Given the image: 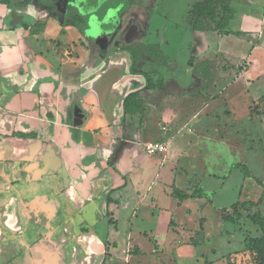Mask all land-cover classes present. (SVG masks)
I'll list each match as a JSON object with an SVG mask.
<instances>
[{
  "label": "crops",
  "instance_id": "1",
  "mask_svg": "<svg viewBox=\"0 0 264 264\" xmlns=\"http://www.w3.org/2000/svg\"><path fill=\"white\" fill-rule=\"evenodd\" d=\"M137 1L128 20L138 13L144 35L138 28L139 39L122 44L64 25L59 6L0 0V264H207L198 247L215 202L209 183L222 190L234 174L238 202L246 201L238 164L219 177L196 158L216 147L224 119L236 125L219 103L241 105L250 127L255 120L264 0H228L236 10L229 30L240 36L159 25ZM157 20L159 36L147 42V22ZM160 140L169 141L168 155L148 156L144 145ZM234 204L217 209L221 222Z\"/></svg>",
  "mask_w": 264,
  "mask_h": 264
},
{
  "label": "rangeland",
  "instance_id": "2",
  "mask_svg": "<svg viewBox=\"0 0 264 264\" xmlns=\"http://www.w3.org/2000/svg\"><path fill=\"white\" fill-rule=\"evenodd\" d=\"M96 1L97 3H93L91 7L86 5L80 11L83 16L98 11L96 17L89 19L88 25L90 29L87 32V36L103 40L108 39L111 42L116 40L124 44L125 38L131 32L129 28L131 25L140 28L139 34L144 35L143 27L137 23L138 13L131 15L132 18L128 20L130 13L127 11L129 9L132 10V8L128 6L126 0ZM203 1L158 0V7L161 10L159 13L165 17L164 21H169V28L174 23L179 24L184 19V25L181 27H186L187 31L190 10L195 4ZM21 4L26 3L21 2ZM97 15L98 19H104L103 24L97 22ZM123 16L125 17L123 18ZM213 27L207 20L199 23V28L203 30H210ZM184 28L178 30L176 35L178 39H185ZM255 65L258 67L259 63H255ZM260 65L262 66V72L264 71V62L262 61ZM231 91L234 92L235 90L232 89ZM263 96L264 93L260 95V97ZM216 107L218 111L232 110L235 113V117L232 118L231 123L234 121L236 125L234 127L224 125L229 123L224 119V123L219 125L221 135L218 138H213V143L216 144V147L211 152L206 153L204 157L196 158V161L202 166H207L210 174H215L219 177H229L235 164L246 166L252 177L244 181L242 196L246 201H253L256 204L248 210L237 208L235 213L229 210L226 214L230 217V221L222 219L221 222L217 209L231 206L239 201L238 190L235 189L238 184V178L233 174L226 187L222 190L216 189L215 179L213 183H209L208 187L210 190H215L216 193L215 198L214 195H210L215 201V207L208 206L204 212V217L207 218L209 234L207 236L205 234L204 239L201 240L202 243L199 245L198 251L203 254L204 260L209 262L207 264H264V231L256 226L251 219V216L256 211H260L261 216L264 218V97L251 104V117H255V120H252L251 127L246 121L247 111L242 109L241 105L230 107V105L223 106L219 103ZM190 111H185L184 115L189 117L190 113H192ZM220 137H223V140ZM256 179L262 184H258ZM197 215L200 214L198 213ZM164 258L168 259V256H164Z\"/></svg>",
  "mask_w": 264,
  "mask_h": 264
},
{
  "label": "trees",
  "instance_id": "3",
  "mask_svg": "<svg viewBox=\"0 0 264 264\" xmlns=\"http://www.w3.org/2000/svg\"><path fill=\"white\" fill-rule=\"evenodd\" d=\"M39 4L47 5L44 0H39ZM50 6V5H49ZM190 20L189 25L187 26L192 31H200V32H209L214 31L220 35H236L240 36L241 34H234L229 30L230 23L236 18V10L231 7V3L228 0H204L201 3L195 4L189 12ZM203 20L209 21L214 27L210 30H203L199 28V23ZM64 25H72L76 27L81 33L85 32V20L80 15H73L71 13H66L64 19ZM143 50L151 56L152 59L157 61L165 62L164 57L161 55L159 51L156 50L155 47L150 45L143 46ZM134 64L136 63V58L133 55ZM133 73L137 74L138 72L133 68ZM147 80V85L149 88H153L154 84L152 79L145 75ZM139 95L137 93L129 95L124 103L125 112L128 114L134 113V101H137ZM236 168L241 171L244 178L252 177L251 172L249 169L244 165H237ZM258 184H262L259 180L256 179ZM175 196L179 200H185L190 198L189 196L183 194L182 192L176 190ZM199 193H194L191 198H197ZM256 203L253 201H244V202H237L232 207L231 210L233 213L236 212L237 208H244V209H251L255 206ZM227 210L222 211V218L225 221H230V217L226 214ZM59 217V213H55L54 217L51 219V222H54L56 218ZM253 223L260 227L262 231H264V218L261 216L260 211H256V213L251 216ZM201 234L199 233L198 236Z\"/></svg>",
  "mask_w": 264,
  "mask_h": 264
},
{
  "label": "flooded vegetation",
  "instance_id": "4",
  "mask_svg": "<svg viewBox=\"0 0 264 264\" xmlns=\"http://www.w3.org/2000/svg\"><path fill=\"white\" fill-rule=\"evenodd\" d=\"M47 5H42L44 7H55V6H59L61 9H64L65 11V15L66 13H71V14H75V15H80L81 17H83V19L85 20V32L86 35H87V32L88 30L90 29L89 27V22H90V18L91 17H96V14L97 12H92L90 15H87V16H83L80 11L84 8V6H88V7H91V5L93 3H97L96 0H44ZM111 1V0H109ZM128 6H130L131 8L137 6L138 4V1L137 0H126ZM150 3V5H149ZM38 4H39V0H38ZM145 4H146V7L148 8V10L152 13V14H156V17L159 18L160 22L157 20V21H152V22H147V32H146V36H145V40L148 42V41H151V40H154L156 37L159 36V31H160V28H157L156 29V26L159 22V25L160 23H162L165 19L164 16H162L161 13V10L159 9L158 7V0H145ZM50 5V6H49ZM98 21L97 22H100L101 24L104 23V19H98V15H97V18H96ZM156 20V19H155ZM184 21V19H183ZM180 22L179 24H177L178 26H182L184 25V23ZM155 22V23H154ZM105 25V24H104ZM130 30L134 32V36H132V40L134 41L135 39H139V33L137 34V27H135L134 25H131L130 27ZM140 29V28H139ZM140 31V30H139ZM96 38V37H95ZM127 39V38H126Z\"/></svg>",
  "mask_w": 264,
  "mask_h": 264
},
{
  "label": "built area",
  "instance_id": "5",
  "mask_svg": "<svg viewBox=\"0 0 264 264\" xmlns=\"http://www.w3.org/2000/svg\"><path fill=\"white\" fill-rule=\"evenodd\" d=\"M167 129L164 128V131ZM145 152L148 156L162 155L166 157L170 150V143L167 140L151 142L144 145Z\"/></svg>",
  "mask_w": 264,
  "mask_h": 264
},
{
  "label": "water",
  "instance_id": "6",
  "mask_svg": "<svg viewBox=\"0 0 264 264\" xmlns=\"http://www.w3.org/2000/svg\"><path fill=\"white\" fill-rule=\"evenodd\" d=\"M132 36H134V32L132 34V31L129 33V35L126 37L127 39V42L130 44L133 42V40L131 39ZM75 119H74V126L75 127H80V125L83 123V120H84V116L83 114L81 113V111H79L78 109L75 110Z\"/></svg>",
  "mask_w": 264,
  "mask_h": 264
}]
</instances>
